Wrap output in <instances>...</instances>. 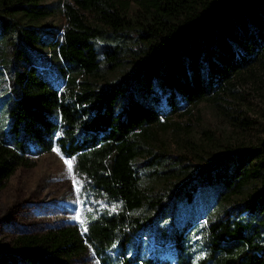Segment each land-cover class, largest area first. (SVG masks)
<instances>
[{
    "label": "trees",
    "instance_id": "16d2710c",
    "mask_svg": "<svg viewBox=\"0 0 264 264\" xmlns=\"http://www.w3.org/2000/svg\"><path fill=\"white\" fill-rule=\"evenodd\" d=\"M37 1L0 0L1 27L12 24L13 14L46 16L49 11L29 10ZM60 12L63 24L55 37L41 42L53 54L57 80L41 77L33 65L10 66L0 188L27 157L54 148L72 159L89 201L83 231L66 225L20 234L8 249L0 248V264H15L16 258L27 264H73L86 252L96 264H264V129L254 146L194 164L192 177L170 181L150 195L136 169L162 157L166 165L187 166L180 155L151 152L152 129L162 126L166 113L205 99L213 87L224 88L225 79L252 57L264 56V0H61ZM124 31L136 39L129 48L131 70L97 84L93 41ZM17 36L12 56L26 47ZM103 53L108 71L128 62L114 47ZM126 88L130 94L117 107ZM144 93H151L154 106L140 100ZM243 156L256 160L247 167L235 163L220 176L221 163ZM195 179L201 187H218L213 198L224 205L215 218L195 226L192 237L182 236L184 226L176 230L171 223L173 261L140 258L138 244L128 252L129 243L172 211L174 201H190ZM142 207L148 213L131 214ZM194 244L201 251L192 261Z\"/></svg>",
    "mask_w": 264,
    "mask_h": 264
},
{
    "label": "rangeland",
    "instance_id": "374dc122",
    "mask_svg": "<svg viewBox=\"0 0 264 264\" xmlns=\"http://www.w3.org/2000/svg\"><path fill=\"white\" fill-rule=\"evenodd\" d=\"M29 10H45L49 13L36 19L29 13L13 14L9 16L11 25L6 24L3 28L0 25V138L6 134L5 111L9 104L7 89L10 66L15 63L22 66L33 65L41 77L51 82L58 78L53 54L41 42L49 43L63 24L61 0H38ZM16 31L18 34H15ZM17 35L26 47L17 56H12L10 53ZM26 35L35 42L32 43ZM129 35H133L132 31L100 36L93 41L99 60V70L94 77L97 84L113 82L131 70L132 64L128 59L132 54L129 53V48L136 44V39H131ZM142 41L146 43L147 38ZM113 47L120 56H127L124 59L128 62L108 71L103 52H110ZM262 61L263 55L252 57L249 65L225 79L224 88L213 87L207 91L205 99L166 113V121L162 126L153 127V137L147 141L151 152H160L165 156L177 154L183 158L182 163H188L184 167L181 163L166 165L167 158L162 157L137 167L139 184L146 194H153L156 189L166 186L170 181L179 182L192 177L194 164L209 163L225 151L232 153L238 148L256 144L264 129ZM201 69L204 71L203 66ZM129 94L130 91L124 89L118 98L117 107L125 103ZM139 98L147 106H154L151 93L139 95ZM255 160L256 158L245 156L231 158L221 163L218 173L222 176L235 163L247 167ZM72 163V159L63 157L52 148L27 157L22 165L14 169L0 188V248L8 249L14 238L20 234H39L66 225L73 226L79 234L82 233L84 212L89 201L84 198L81 191L82 181L73 173ZM211 178L212 174L209 179ZM217 189L214 185L201 187L198 179H195L190 201L184 198L174 201L172 211L167 210L159 220L157 218L152 225L145 227L140 236L129 243L128 252L138 244L140 258L156 256L173 261L171 223L176 230L184 226L182 236L192 237L195 226H203L206 221L213 220L215 213L223 207L224 202L213 198ZM247 191L244 189L242 193L246 195ZM146 213L148 211L144 207L131 212L132 215L139 216ZM245 216L246 212L243 210L241 217ZM199 245L194 244L191 248L192 261L201 251ZM14 263L27 264L17 258ZM73 264L96 262L86 252Z\"/></svg>",
    "mask_w": 264,
    "mask_h": 264
},
{
    "label": "snow or ice",
    "instance_id": "6c2138e0",
    "mask_svg": "<svg viewBox=\"0 0 264 264\" xmlns=\"http://www.w3.org/2000/svg\"><path fill=\"white\" fill-rule=\"evenodd\" d=\"M85 231H87V229H85Z\"/></svg>",
    "mask_w": 264,
    "mask_h": 264
}]
</instances>
